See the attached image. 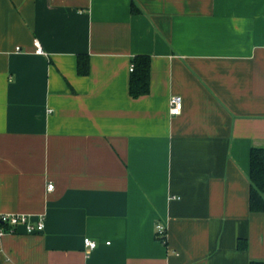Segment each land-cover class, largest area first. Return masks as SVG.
Segmentation results:
<instances>
[{
    "label": "crops",
    "instance_id": "0c3cea01",
    "mask_svg": "<svg viewBox=\"0 0 264 264\" xmlns=\"http://www.w3.org/2000/svg\"><path fill=\"white\" fill-rule=\"evenodd\" d=\"M253 148L264 0H0V214L45 217L0 235V264L264 263Z\"/></svg>",
    "mask_w": 264,
    "mask_h": 264
},
{
    "label": "trees",
    "instance_id": "16d2710c",
    "mask_svg": "<svg viewBox=\"0 0 264 264\" xmlns=\"http://www.w3.org/2000/svg\"><path fill=\"white\" fill-rule=\"evenodd\" d=\"M135 12V10H134ZM134 69L130 78V94L139 97L149 93L151 79V58L148 55H137L133 58ZM89 71L88 59L79 56L78 72L86 75ZM250 209L252 211H264V148H253L250 158ZM161 242L167 243V238H161ZM240 248L246 247V242H239ZM251 264H264L251 262Z\"/></svg>",
    "mask_w": 264,
    "mask_h": 264
},
{
    "label": "built area",
    "instance_id": "2783aa9c",
    "mask_svg": "<svg viewBox=\"0 0 264 264\" xmlns=\"http://www.w3.org/2000/svg\"><path fill=\"white\" fill-rule=\"evenodd\" d=\"M35 45L37 47V53L43 54V48L38 40H35ZM134 69V64H131V71ZM169 113L171 116H178L182 113L183 109V98L180 95H174L171 97L169 102ZM48 189H53V184L48 186ZM19 228H24L25 232L32 234L37 232H42L45 229V217L43 215L39 216L37 219H33L27 214H16V213H3L0 214V235L6 233H15ZM157 236L159 239L167 237V227L164 224H158L156 227ZM84 244L89 250H94L97 247V242L85 238Z\"/></svg>",
    "mask_w": 264,
    "mask_h": 264
}]
</instances>
